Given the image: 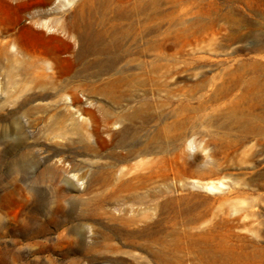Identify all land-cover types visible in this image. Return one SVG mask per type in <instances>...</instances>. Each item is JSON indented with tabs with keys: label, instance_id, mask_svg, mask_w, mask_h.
I'll list each match as a JSON object with an SVG mask.
<instances>
[{
	"label": "rangeland",
	"instance_id": "374dc122",
	"mask_svg": "<svg viewBox=\"0 0 264 264\" xmlns=\"http://www.w3.org/2000/svg\"><path fill=\"white\" fill-rule=\"evenodd\" d=\"M57 1L37 8L3 0L0 14L33 51L38 39L28 24L34 14L69 31L79 0L65 2L59 12L53 10ZM158 2L161 12L147 10V38L154 41L149 51L140 56V40L125 42L131 54L114 69H99L89 55L57 78L31 65L7 68L0 60V264H160L155 254L166 251L173 233L138 228L145 212L139 198L182 185L202 196L219 195L213 212L227 210L232 230L264 246V139L245 138L208 110L169 113L178 101L207 100L214 72L264 62V0ZM172 11L176 19L169 25ZM118 22L126 27L125 20ZM159 22L161 33L152 32ZM155 40L162 49H152ZM72 46L78 48L73 40ZM24 57L14 56L30 61ZM138 58L145 62L139 65ZM115 77L120 84L113 86ZM65 94L73 104L63 101ZM139 101L150 104L145 118H129ZM238 139L243 143L233 146ZM182 151L199 168L134 179L128 190L134 200L118 193L116 179L127 169L135 175L157 156ZM48 167L61 173L52 177ZM205 183L221 189L211 194L202 189ZM193 259L182 264H196Z\"/></svg>",
	"mask_w": 264,
	"mask_h": 264
},
{
	"label": "bare ground",
	"instance_id": "6f19581e",
	"mask_svg": "<svg viewBox=\"0 0 264 264\" xmlns=\"http://www.w3.org/2000/svg\"><path fill=\"white\" fill-rule=\"evenodd\" d=\"M2 1L0 0V3ZM10 1H14L15 4L30 2L40 8L55 0ZM72 1L58 0L53 10L62 11L67 5L66 3L69 4ZM150 7L154 11L153 15L161 9L155 0H79L75 3L73 16L69 21V31L65 30L62 24L44 22L39 19L41 16L37 18L34 14L28 24L38 39L33 51L26 49L20 43L17 26L13 28L9 26L0 14V60L6 59L7 68L15 66L20 69L31 66L33 68L40 67L42 71L44 70L57 78H66L72 71L71 64L80 63L89 55H95L96 59L93 64L99 66V69H114L119 60L131 54L125 42L136 43L137 40H140L142 42L140 56L146 55L149 45L154 43L153 41L150 44L147 38L151 31L148 24L151 15L147 11ZM175 15V11L169 12L165 23L174 24ZM162 17L164 16H161V22H164ZM226 18L227 21L233 20L228 16ZM118 19L125 20L126 27L123 22H118ZM161 22L153 24L152 32L161 33ZM120 29L121 37L118 36ZM241 38L244 39V35ZM72 40L74 44H77L76 50L73 49ZM160 45V42L157 41L152 49H162ZM19 54L30 61L14 58ZM157 60L158 58H155L148 64L154 65ZM132 61L129 60L126 63ZM143 61L138 58L137 63L140 65ZM214 75L210 78L213 84L210 82L212 89L207 100H196L193 103L178 101L175 105H171L174 107L169 113L176 112L178 109L180 112L187 111L197 115L208 110L209 113L216 114L215 116L225 117L227 122H230V126L244 134L245 138L259 136L264 139V62L249 60L241 65L226 66L218 76ZM217 78L220 82H216ZM119 80L120 77H115L111 80V84L117 85ZM113 100L116 101V99ZM63 101L66 104L74 103V99L67 94L63 96ZM149 107L148 101H139L133 107V113L128 117L141 116L145 118ZM80 121L84 125L86 124L83 117H80ZM122 132L123 130L120 131V133ZM242 143L243 140L238 139L233 146ZM143 150L145 151L146 148ZM157 157L147 171L132 175L127 169V172L125 171L116 179L119 180L116 183L118 193L121 195V192L125 191L122 195L124 199L132 198L134 200L133 193L128 191L134 187L132 185L134 179L152 174H154L153 176H158L160 173L175 174L181 173L182 169L199 168L186 157L184 151L162 156V158ZM118 158L122 159V156ZM59 170L57 167H48L44 171L55 177L59 175V172L61 173ZM201 186L203 190L211 194H215L221 189L220 186L213 183H205ZM219 199V195L202 196L194 193V190L189 189L186 185H182L180 189L170 188L163 193L156 192L139 198L145 212L142 219H139L141 223L139 222L138 228L141 231L157 228L173 233L166 251L155 254V258L160 264H182L185 257L194 258L196 264H254L257 262L264 264L262 243L232 230L227 210L213 212L214 205ZM16 220L17 223H23L18 218Z\"/></svg>",
	"mask_w": 264,
	"mask_h": 264
}]
</instances>
